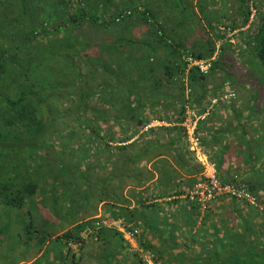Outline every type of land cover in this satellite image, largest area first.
Segmentation results:
<instances>
[{
    "label": "trees",
    "instance_id": "1",
    "mask_svg": "<svg viewBox=\"0 0 264 264\" xmlns=\"http://www.w3.org/2000/svg\"><path fill=\"white\" fill-rule=\"evenodd\" d=\"M158 1L0 0V264H264L262 212L192 198L202 168L182 126L218 100L201 150L264 202V18L252 33L255 0H238L223 17L237 48L217 0ZM188 57L215 60L202 74ZM107 219L139 229L137 248L97 229Z\"/></svg>",
    "mask_w": 264,
    "mask_h": 264
},
{
    "label": "built area",
    "instance_id": "2",
    "mask_svg": "<svg viewBox=\"0 0 264 264\" xmlns=\"http://www.w3.org/2000/svg\"><path fill=\"white\" fill-rule=\"evenodd\" d=\"M215 58L210 60H196L193 57L186 58V63L190 68H197L200 73L207 74ZM190 91L188 90V93ZM235 95L230 94L224 96V100L234 99ZM218 100H213L211 107L203 115H199L192 111L189 107H186L185 121L182 124L188 136V141L190 143V150L194 154L196 161L200 164L202 168L201 181L196 185L195 190L192 193V198H199L200 203H202L203 211L206 210V205L210 201L218 197L232 196L239 200L246 202L251 207L257 209L264 214V202H261L259 198L251 194L243 185L240 184H226L219 180L218 169L215 163H212L208 154L201 150L199 145V140L196 138V129L198 123L203 121L209 116V111L212 106L216 105ZM159 125V124H157ZM97 229L103 227L113 228L119 227V232L122 233L126 242L132 243L136 242V236L138 231H127L126 228L121 227L122 225L115 222L112 219H107L104 222L96 224ZM136 247V246H135ZM143 261L145 264H154L151 256L143 255Z\"/></svg>",
    "mask_w": 264,
    "mask_h": 264
},
{
    "label": "rangeland",
    "instance_id": "3",
    "mask_svg": "<svg viewBox=\"0 0 264 264\" xmlns=\"http://www.w3.org/2000/svg\"><path fill=\"white\" fill-rule=\"evenodd\" d=\"M196 2H198V0ZM157 4H158L157 6L163 7L164 12H167V11H172L173 13L175 12V10L172 9V3L167 4V3H165L164 0H159ZM236 7H238V0H217V5L214 8L212 5H210V7L207 8L208 9L207 11H209L211 13V12H213L211 9L212 8L214 9V12H213L215 15L214 22H217V20H219V19L222 20V23L219 24L220 32L226 33L227 39H230V42L235 47L239 48L240 44L242 43L241 38H240L242 36H239V34H237V32L232 33V34L229 33L228 29L223 25V22H224L223 17L228 16L231 13H233L231 15L236 16V13H234L236 10ZM253 7L254 8L252 10L251 22L252 21H256V22L254 24V27H253L254 30L252 33H254V31H257L259 29L260 21L264 18V0H255ZM245 31H246V29L243 30V32H245ZM218 46H219V44H218ZM244 62L248 63L249 60L246 58L245 59H239L238 64H241V65L235 66L234 70L237 72H240V69H243L242 65ZM245 66H247V65H245ZM209 84H210V86L217 87V86L222 85V81H221V79L212 78L210 80ZM247 89H249V92L251 91V88H247ZM240 92L244 93V94L249 93V92H247V90H241ZM230 93H232V92H230ZM249 94H251V93H249ZM113 229H116L117 231H119L121 228L119 229V227H113ZM138 231H139V229H138ZM239 232H241V231H239ZM141 233H142V231H141ZM83 237L86 239H90L92 237V235L90 236V233L87 231L83 234ZM136 244H135V246H136Z\"/></svg>",
    "mask_w": 264,
    "mask_h": 264
},
{
    "label": "crops",
    "instance_id": "4",
    "mask_svg": "<svg viewBox=\"0 0 264 264\" xmlns=\"http://www.w3.org/2000/svg\"><path fill=\"white\" fill-rule=\"evenodd\" d=\"M226 95H230V94H226ZM225 95V96H226ZM234 95V94H233ZM234 99H236V97L234 98ZM234 99H228V100H224V96L220 99L222 102H231V101H233ZM240 102H241V100H240ZM248 112L249 111H245V113L246 114H248ZM230 139H231V137L229 138V141H230ZM239 157V158H238ZM240 157H242L241 156V154L240 153H236V155H230L227 159H226V161H236V160H238V159H240ZM263 161H264V159H262L261 160V162H260V164H262L263 163ZM119 223V222H118ZM119 232V231H118ZM122 234V233H121ZM123 236V235H122ZM123 239H124V237H123ZM124 241H125V239H124ZM126 242V241H125ZM126 243H128V242H126ZM128 244H130V243H128ZM135 244L136 243H132L131 244V246L133 247V248H137V244H136V247H135Z\"/></svg>",
    "mask_w": 264,
    "mask_h": 264
}]
</instances>
